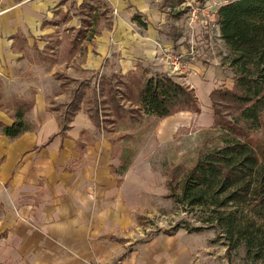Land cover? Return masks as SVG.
Masks as SVG:
<instances>
[{"label": "crops", "instance_id": "crops-1", "mask_svg": "<svg viewBox=\"0 0 264 264\" xmlns=\"http://www.w3.org/2000/svg\"><path fill=\"white\" fill-rule=\"evenodd\" d=\"M167 1L0 0L3 261L134 264L138 250L125 247L132 243L137 201L132 193L135 184L126 181L132 166L123 178L115 174L114 132L104 129L102 122L97 125L85 110L84 99L74 96L79 85L92 78L99 88L104 77L144 79L141 69L159 70L193 89L201 109L163 118L140 111L157 119L156 139L173 140L182 125L212 124L211 93L232 89L233 72L218 55L205 60L188 57V46L173 35L168 23L178 25L183 4L188 5L190 16L193 0H176L173 5ZM203 1L206 7L210 0ZM216 1H222V6L232 0ZM216 8L220 7H211ZM177 48L185 58L182 67L174 70L163 53ZM70 80L78 83L75 90L69 88ZM77 101L80 107L69 119ZM17 111L25 112L28 129L11 138L2 126L12 125ZM108 116L112 125L123 118ZM136 186L142 190L144 185Z\"/></svg>", "mask_w": 264, "mask_h": 264}, {"label": "rangeland", "instance_id": "rangeland-1", "mask_svg": "<svg viewBox=\"0 0 264 264\" xmlns=\"http://www.w3.org/2000/svg\"><path fill=\"white\" fill-rule=\"evenodd\" d=\"M170 2L168 0L167 5L178 3L176 0H172V4ZM203 3V0L191 1L193 6L201 8L204 7ZM221 3L223 2L210 0L206 7L209 11L211 7H221ZM187 6L186 4L180 6L184 10L181 11L183 13L180 21L178 25L168 23L169 30L181 43L188 46L186 48L188 57L193 55L196 60L218 55L221 62H225L224 66L233 72L227 64L230 53L218 31L219 9L216 8V11L211 9L209 15L200 12L199 19L193 23L187 12ZM75 33L76 31L73 32ZM88 35L90 36L91 33L88 32ZM178 49L170 50L181 55L184 60V54ZM57 50H63V48L59 47ZM165 52L166 50L163 58ZM139 74L148 78L164 74V72L159 70L145 72L141 69ZM233 78H236L234 72ZM131 80L133 82V76L129 75L104 77L100 79L99 88H97V81L92 78L79 85L77 89L79 92L74 97L75 100L82 97L85 110L90 111L99 124L102 122L104 129L114 132L112 135L117 138L115 174L118 173L117 176L123 178L124 173L132 166L126 181L135 184V190L132 193L137 201L135 202V224L130 230L133 237L129 240L132 243H127L125 247L131 246L138 250V253L133 256L134 264H263L260 260L248 256L244 247L237 245L236 239L228 243L220 230L209 225L207 220L210 218V210L208 208L191 207L186 203L177 202L175 196L171 195V190L179 194L181 181L201 155L223 146L225 140L231 138V135L214 126L213 115L212 124L206 125L203 122L196 126L193 125L194 123L191 126L182 125L173 140L159 142L155 136L157 119L149 116L152 114L142 116L138 109H131V106L135 104V98L126 86ZM67 83L73 90L78 86V83L72 80ZM111 88L117 91H111ZM111 93L116 95L117 104L120 103L123 107L125 106V109L131 110V112L126 111L121 116L123 118L118 119L114 125L110 123L108 116V114L116 116V112L112 109L115 103L111 100ZM197 98L200 107L199 97ZM247 132L256 142L264 141V117L262 125L256 126L253 130L248 129ZM138 184L144 185L141 187L142 190H136L140 188L136 186ZM258 225L257 221L256 226ZM199 227L203 228L197 231L196 228ZM135 246H143V248L139 250ZM0 264L13 263L3 261L0 255ZM111 264H115V261Z\"/></svg>", "mask_w": 264, "mask_h": 264}, {"label": "trees", "instance_id": "trees-1", "mask_svg": "<svg viewBox=\"0 0 264 264\" xmlns=\"http://www.w3.org/2000/svg\"><path fill=\"white\" fill-rule=\"evenodd\" d=\"M218 23L230 53L227 64L236 78L232 89L211 93L214 126L231 138L201 155L181 181L179 194L171 190V195L191 207L208 208L209 225L220 230L228 243L236 239L248 256L264 264V141L256 142L247 132L262 125L264 117V0H232L219 8ZM126 86L139 112L163 118L179 111H200L194 90L171 76H133ZM111 95L116 117L123 116L126 109ZM72 107L69 119L79 102ZM24 113L17 111L15 122L2 126L7 136L15 138L28 129Z\"/></svg>", "mask_w": 264, "mask_h": 264}, {"label": "built area", "instance_id": "built-area-1", "mask_svg": "<svg viewBox=\"0 0 264 264\" xmlns=\"http://www.w3.org/2000/svg\"><path fill=\"white\" fill-rule=\"evenodd\" d=\"M202 12L204 14L208 15L210 14L207 7L201 8L199 6H191V12H190V20L191 22L195 23L199 19V13ZM191 60H195V57L192 55L189 57ZM164 59L166 61V64H168L170 67H172L174 70H178L183 65L182 56L175 54L170 49H167L164 54Z\"/></svg>", "mask_w": 264, "mask_h": 264}]
</instances>
